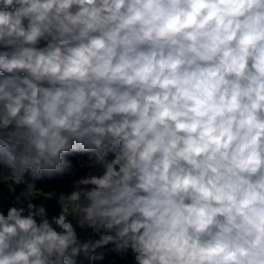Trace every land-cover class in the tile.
I'll list each match as a JSON object with an SVG mask.
<instances>
[{
	"label": "clouds",
	"instance_id": "clouds-1",
	"mask_svg": "<svg viewBox=\"0 0 264 264\" xmlns=\"http://www.w3.org/2000/svg\"><path fill=\"white\" fill-rule=\"evenodd\" d=\"M0 264H264V0H0Z\"/></svg>",
	"mask_w": 264,
	"mask_h": 264
}]
</instances>
